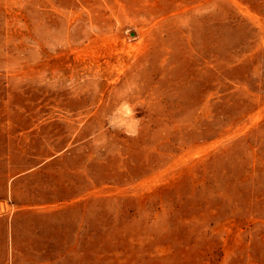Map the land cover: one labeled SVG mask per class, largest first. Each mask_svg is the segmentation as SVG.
Instances as JSON below:
<instances>
[{
    "label": "rangeland",
    "instance_id": "1",
    "mask_svg": "<svg viewBox=\"0 0 264 264\" xmlns=\"http://www.w3.org/2000/svg\"><path fill=\"white\" fill-rule=\"evenodd\" d=\"M0 264H264V0H0Z\"/></svg>",
    "mask_w": 264,
    "mask_h": 264
}]
</instances>
